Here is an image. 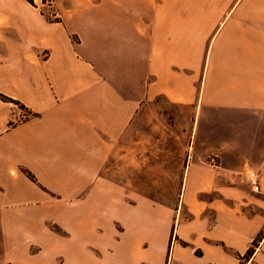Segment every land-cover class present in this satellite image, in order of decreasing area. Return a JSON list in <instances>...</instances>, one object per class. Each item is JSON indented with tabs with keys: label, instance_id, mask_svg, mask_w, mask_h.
Masks as SVG:
<instances>
[{
	"label": "crops",
	"instance_id": "0c3cea01",
	"mask_svg": "<svg viewBox=\"0 0 264 264\" xmlns=\"http://www.w3.org/2000/svg\"><path fill=\"white\" fill-rule=\"evenodd\" d=\"M58 4L0 0V93L28 113L0 99V264H264V0ZM167 104L192 110L176 210L134 190L169 180L135 169Z\"/></svg>",
	"mask_w": 264,
	"mask_h": 264
},
{
	"label": "rangeland",
	"instance_id": "374dc122",
	"mask_svg": "<svg viewBox=\"0 0 264 264\" xmlns=\"http://www.w3.org/2000/svg\"><path fill=\"white\" fill-rule=\"evenodd\" d=\"M38 7L41 8L45 14L49 17H59L58 15V0H53L52 4L49 5L47 2H41V0H35ZM38 9V8H37ZM45 18V17H44ZM46 19V18H45ZM48 21V20H47ZM164 105V102H162ZM21 105V104H20ZM17 104V107L21 108L19 116H16V120L23 119L27 116V111ZM158 119L155 132L167 133L166 139L163 140H151L150 143H145V147L148 150H144V153L138 152L136 155V166L137 172L141 171L148 163V155L151 154V160H157L158 162L164 158L167 160L166 167L171 170L169 180L166 182V186L163 187H146L139 186L134 190L141 194L153 197L157 202L172 206L173 210H176L177 201L181 195L182 187L180 182L177 186H174L178 180L177 168L178 163L186 164L188 155L184 156V152H187V139L188 134L192 126V110L186 107H180L177 105H168L167 107L158 109ZM145 131H148L146 125ZM149 154V155H150ZM162 154V155H161ZM114 173L116 172V164L111 166Z\"/></svg>",
	"mask_w": 264,
	"mask_h": 264
},
{
	"label": "built area",
	"instance_id": "2783aa9c",
	"mask_svg": "<svg viewBox=\"0 0 264 264\" xmlns=\"http://www.w3.org/2000/svg\"><path fill=\"white\" fill-rule=\"evenodd\" d=\"M209 162L212 164V165H217L218 162H217V159L215 156H210L209 157ZM245 178L248 182V184L250 185L252 191L254 192H258L260 190V187H259V182H258V172L253 170V169H250L246 172L245 174Z\"/></svg>",
	"mask_w": 264,
	"mask_h": 264
},
{
	"label": "trees",
	"instance_id": "16d2710c",
	"mask_svg": "<svg viewBox=\"0 0 264 264\" xmlns=\"http://www.w3.org/2000/svg\"><path fill=\"white\" fill-rule=\"evenodd\" d=\"M30 5H32L33 7H35V8H38V10H39V13L42 15V16H44L45 18H46V20H48V21H50V22H54V21H60V18L59 17H49V16H47L46 14H45V12L41 9V8H39L38 7V5H37V3L35 2V0H26ZM41 2H47V4H49V5H51L52 4V2H53V0H41ZM0 99L1 100H4V101H11V102H13V103H16V104H19V102L17 101V100H15V99H13V98H11V97H8V96H6V95H4V94H2V93H0ZM20 105V104H19ZM20 106H22L23 107V105H20Z\"/></svg>",
	"mask_w": 264,
	"mask_h": 264
}]
</instances>
